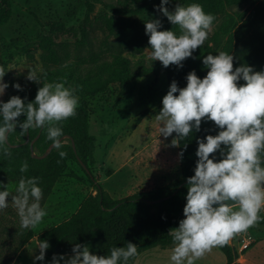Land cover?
Returning <instances> with one entry per match:
<instances>
[{
    "label": "clouds",
    "instance_id": "1",
    "mask_svg": "<svg viewBox=\"0 0 264 264\" xmlns=\"http://www.w3.org/2000/svg\"><path fill=\"white\" fill-rule=\"evenodd\" d=\"M169 3L170 0H160L154 7L178 26L180 34L161 30L159 18L145 22L150 47L145 49L144 59L159 61L164 68H182L183 61L204 45L216 17L196 2L186 6L177 3L172 11L167 7ZM233 61V55L225 51L203 56L206 75L201 78L195 70L190 71L182 88L173 80L155 115L162 122L160 135L167 138L176 134L173 146L201 131L202 121L214 122L218 129L215 135L197 138L194 175L186 178L184 218L168 234L173 243L170 264H194L212 247L224 246L234 235L245 232L261 219L259 213L264 210V70L255 71L247 64L233 70ZM13 69H28L26 79L42 86L32 102L26 103L27 98L19 95L11 96L7 102L0 99V151L9 154V137L17 126L22 135L43 128L52 147L59 150L61 158L65 157L67 153L60 150L63 130L59 122L76 114L75 90L64 82H48L39 65L19 68L9 64L6 68L0 66V97L9 87L4 76ZM241 80L245 83L238 85ZM11 86L23 91L20 83ZM21 115L26 119L19 120ZM179 157L183 158L182 151ZM28 168L24 161L19 171L26 173ZM42 199L38 177L22 175L15 194L0 182V211L11 204L19 216L20 229L35 228L47 215ZM49 248L47 240H40L35 250L38 254L32 256L33 264H129L138 255L137 245L131 241L122 247H111L106 255L94 254L89 245L75 243L70 255L54 253L46 261Z\"/></svg>",
    "mask_w": 264,
    "mask_h": 264
},
{
    "label": "trees",
    "instance_id": "2",
    "mask_svg": "<svg viewBox=\"0 0 264 264\" xmlns=\"http://www.w3.org/2000/svg\"><path fill=\"white\" fill-rule=\"evenodd\" d=\"M11 1L0 0V27L7 25L13 16ZM98 2L100 0H87L88 11L92 12ZM193 2L201 4L206 13L216 17L214 25L217 22L220 24L210 40L198 47L193 57L183 61L182 68L176 65L164 68L159 61L148 63L140 59L132 62L121 54L113 55L111 60H96L88 66L77 61L62 63L58 61L52 38L40 37L39 45L45 52L47 65L45 79L48 82H64L66 87L75 90L74 94L78 97L76 114L59 122L63 130L61 138L67 137L60 150L67 155L61 158L59 150L53 149L44 159L33 158L30 143L26 144L28 138L32 142L39 137L34 143L35 154L38 156L45 155L52 142L47 139V132L43 128L31 129L22 135L17 126L9 137V154L0 151V182L7 184L11 192L22 175L38 177L43 198L46 199L57 182L68 175L70 165L76 163L95 187L96 194L84 199L78 211L60 224L46 226L37 235L32 229L26 230V236L15 251V256L34 238H37L38 243L40 240L49 242L50 248L46 252L49 258L54 253L70 255L75 243L87 244L94 254L106 255L111 247H122L131 241L137 245L138 255L129 264H134L141 254L152 249H172V238L168 234L184 218L186 178L194 175L193 169L198 159L195 155L197 138L215 135L218 129L214 122L202 121L201 131L177 142L179 153L183 152V158L179 157L181 175L178 179L117 200L103 190L92 172L96 137L91 133V103L105 96L110 87L116 85L119 88L116 104H119L128 83L147 76L158 78L161 72L166 73L168 88L173 80L177 81L179 87H185V77L190 71L195 70L201 78L206 75L207 69L202 63V57L209 53L215 55L218 51L233 55V70L241 64L252 66L255 71L264 70V0H170L167 7L172 11L177 3L186 6ZM159 4L160 0H118V5L112 6L113 15L107 20V28L120 44L138 52L143 51L144 47H150L149 37L144 34L140 21L136 19L143 14L160 16L163 24L161 30H173L179 35L178 26L171 24L156 11L154 5ZM243 5H249L250 10L229 12L232 7ZM47 62L59 67L50 69ZM237 83L245 82L241 80ZM41 86L34 83L31 88L23 87V91L14 95L22 99L26 97V103L32 102ZM18 119L24 120L26 117L21 115ZM72 141L75 142L76 152ZM79 159L89 172L83 168ZM24 161H27L29 168L26 173H21L19 168ZM70 177L80 179L74 172H70ZM216 247L225 255L227 264H238L239 254L229 243Z\"/></svg>",
    "mask_w": 264,
    "mask_h": 264
},
{
    "label": "rangeland",
    "instance_id": "3",
    "mask_svg": "<svg viewBox=\"0 0 264 264\" xmlns=\"http://www.w3.org/2000/svg\"><path fill=\"white\" fill-rule=\"evenodd\" d=\"M11 2L13 16L7 25L0 27V66L6 68L15 64L22 68L39 65L45 72V52L39 45L41 36L52 38L58 61L62 63L77 61L88 66L96 60H111L115 54H121L132 62L145 61V49L149 47H144L141 52L125 47L107 28V20L113 15L112 6H117L118 0H100L92 12L88 11L87 0ZM248 10L250 6L243 5L232 7L229 12ZM151 18L161 17L153 13L136 17L144 34L145 22ZM219 24L217 22L213 26L206 41L210 40ZM47 63L50 69L59 67ZM27 73L28 69L22 72L13 69L6 73L4 82L9 87L0 99L7 101L19 91L12 84L20 83L22 87L31 88L35 82L26 79ZM168 89L166 73L161 72L158 78L147 76L128 83L119 104H116L119 92L116 85H112L105 96L91 103V133L96 137L92 172L103 190L114 199H123L138 191H149L181 175L178 146L171 143L176 134L167 138L160 135L162 122L155 119ZM70 172L76 173L80 179L70 177ZM70 172L57 182L48 198L41 200L47 215L35 228H29L36 235L44 227L58 225L74 215L84 199L96 194L95 187L76 163L70 165ZM10 193L15 194V189ZM259 216L260 220L241 233L252 244L240 255L238 264H264V210ZM19 224V216L11 204L0 211V264L15 262V251L23 242L26 230H29L20 229ZM242 236L236 234L228 241L237 252L243 244ZM36 242L34 240L30 245L34 253ZM170 255L171 249L155 248L141 254L134 264H170ZM226 262L225 255L214 246L194 264Z\"/></svg>",
    "mask_w": 264,
    "mask_h": 264
},
{
    "label": "crops",
    "instance_id": "4",
    "mask_svg": "<svg viewBox=\"0 0 264 264\" xmlns=\"http://www.w3.org/2000/svg\"><path fill=\"white\" fill-rule=\"evenodd\" d=\"M34 240L37 241V238L32 239L25 247H23L21 249V251L18 253V255H17L16 259H15L14 264H33L32 256H33L34 252L30 250V245H31V242L34 241ZM36 243L38 245V241ZM35 254H38V250H37V252ZM45 259H46V261H48V260H51V257L49 258V257L45 256ZM36 264H41V262L37 261ZM225 264H227V262Z\"/></svg>",
    "mask_w": 264,
    "mask_h": 264
},
{
    "label": "water",
    "instance_id": "5",
    "mask_svg": "<svg viewBox=\"0 0 264 264\" xmlns=\"http://www.w3.org/2000/svg\"><path fill=\"white\" fill-rule=\"evenodd\" d=\"M39 137H37L36 138V140L38 139ZM67 137H63V138H61V143L63 142V140H65ZM36 140H34V141H32V142H30V139L28 138L27 139V141H26V144H28V143H30V148H31V152H32V156H33V158H36V159H44V158H46L52 151H53V147H52V145L48 148V150L46 151V153H45V155H43V156H38V155H36L35 154V150H34V143H35V141ZM72 146H73V148H74V150H75V152H76V147H75V142L74 141H72ZM13 147H17V146H13ZM79 162H80V164L83 166V168L87 171V172H89V170H88V168H87V166L79 159ZM159 201H163V200H159ZM236 264V263H235Z\"/></svg>",
    "mask_w": 264,
    "mask_h": 264
},
{
    "label": "built area",
    "instance_id": "6",
    "mask_svg": "<svg viewBox=\"0 0 264 264\" xmlns=\"http://www.w3.org/2000/svg\"><path fill=\"white\" fill-rule=\"evenodd\" d=\"M238 236L241 237L242 234L239 233ZM246 237H247V236H242V242H243V244H242V246H240V249H239V252H238L239 257H240V255H242V253H243L244 251H246L247 249H249V247H250L251 244H252V241H251L250 239L246 238Z\"/></svg>",
    "mask_w": 264,
    "mask_h": 264
}]
</instances>
